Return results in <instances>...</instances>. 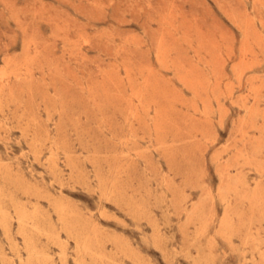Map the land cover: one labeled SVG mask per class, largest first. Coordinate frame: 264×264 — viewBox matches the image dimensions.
Returning <instances> with one entry per match:
<instances>
[{
	"label": "rangeland",
	"instance_id": "374dc122",
	"mask_svg": "<svg viewBox=\"0 0 264 264\" xmlns=\"http://www.w3.org/2000/svg\"><path fill=\"white\" fill-rule=\"evenodd\" d=\"M0 264H264V0H0Z\"/></svg>",
	"mask_w": 264,
	"mask_h": 264
},
{
	"label": "bare ground",
	"instance_id": "6f19581e",
	"mask_svg": "<svg viewBox=\"0 0 264 264\" xmlns=\"http://www.w3.org/2000/svg\"><path fill=\"white\" fill-rule=\"evenodd\" d=\"M22 219V218H21ZM30 220V219H29Z\"/></svg>",
	"mask_w": 264,
	"mask_h": 264
}]
</instances>
